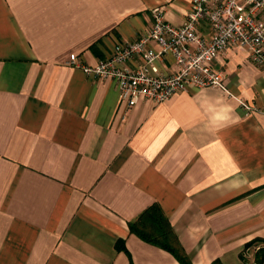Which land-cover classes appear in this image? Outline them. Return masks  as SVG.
I'll return each mask as SVG.
<instances>
[{"label": "crops", "instance_id": "crops-1", "mask_svg": "<svg viewBox=\"0 0 264 264\" xmlns=\"http://www.w3.org/2000/svg\"><path fill=\"white\" fill-rule=\"evenodd\" d=\"M191 2L0 0V264H256L264 65L233 45L215 61L225 88L191 87L160 103L141 96L128 107L115 79L70 61L76 53L96 65L138 40L155 7L179 26ZM198 28L210 36L207 22ZM178 68L172 55L149 65L155 75ZM205 92L232 104L241 122L207 131ZM153 204L181 257L131 231Z\"/></svg>", "mask_w": 264, "mask_h": 264}, {"label": "built area", "instance_id": "built-area-1", "mask_svg": "<svg viewBox=\"0 0 264 264\" xmlns=\"http://www.w3.org/2000/svg\"><path fill=\"white\" fill-rule=\"evenodd\" d=\"M262 10L264 0H192L186 22L176 26L165 21L161 7H155L152 28L138 40L116 44L113 54L96 65H82L76 53L70 61L88 74L115 79L128 107L141 96L160 103L191 87L225 88L224 74L215 61L231 46L247 48L250 59L264 65V21L258 18ZM201 22L209 24L210 36L199 31ZM153 43L160 48H154ZM167 55L174 57L178 70L169 75L152 73L149 65ZM134 58L144 62L131 69L127 63Z\"/></svg>", "mask_w": 264, "mask_h": 264}, {"label": "trees", "instance_id": "trees-1", "mask_svg": "<svg viewBox=\"0 0 264 264\" xmlns=\"http://www.w3.org/2000/svg\"><path fill=\"white\" fill-rule=\"evenodd\" d=\"M166 218L162 207L159 204H153L136 221L130 223V228L149 243L169 249L181 257L184 254L183 248L177 240L172 225ZM213 264L222 263L216 260ZM256 264H264V247L256 254Z\"/></svg>", "mask_w": 264, "mask_h": 264}, {"label": "clouds", "instance_id": "clouds-1", "mask_svg": "<svg viewBox=\"0 0 264 264\" xmlns=\"http://www.w3.org/2000/svg\"><path fill=\"white\" fill-rule=\"evenodd\" d=\"M201 107L203 113L206 114L205 129L207 131L217 132L241 122V118L236 114L234 106L223 97L209 96L205 92L202 94ZM197 114H200L199 108L197 109Z\"/></svg>", "mask_w": 264, "mask_h": 264}]
</instances>
